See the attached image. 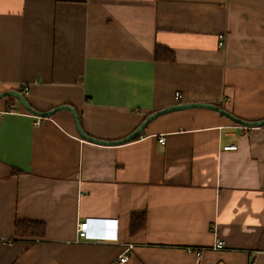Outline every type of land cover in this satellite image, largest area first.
<instances>
[{
  "label": "crops",
  "instance_id": "1",
  "mask_svg": "<svg viewBox=\"0 0 264 264\" xmlns=\"http://www.w3.org/2000/svg\"><path fill=\"white\" fill-rule=\"evenodd\" d=\"M157 47L174 60L158 61ZM9 90L39 112L71 106L105 141L180 103L262 121L264 0H0ZM133 215L145 218L136 233ZM17 221L46 234L19 238ZM81 222L92 238L78 243ZM0 264H264V126L193 109L101 146L66 110L41 119L1 99Z\"/></svg>",
  "mask_w": 264,
  "mask_h": 264
},
{
  "label": "water",
  "instance_id": "2",
  "mask_svg": "<svg viewBox=\"0 0 264 264\" xmlns=\"http://www.w3.org/2000/svg\"><path fill=\"white\" fill-rule=\"evenodd\" d=\"M6 97L15 98L26 111H28L29 113H31L35 117L41 118V119L42 118H51L57 112H60L63 110L68 111L74 119L76 129H77L81 139H83L84 141L96 144V145H101V146H118V145H123V144H127L129 142H132V141L136 140L137 138H140L142 136V133L144 132V130L155 120H157V119H159L165 115H168V114L186 111V110H193V109H205V110H210V111L216 112V113L222 115L223 117L233 121L234 123H237L238 125L243 126V127H247V128H257V127H263L264 126V120L259 121V122H247V121H244V120L237 118L236 116H234L233 114H231L227 110H225L222 107L215 105V104H210V103H180V104L170 106V107H167L165 109H162V110H159L157 112L150 114L136 128V130L133 133H131L129 136H127L126 138L121 139V140H117V141H105V140L93 138V137H91L85 133V131L83 130V127H82V124H81V121H80V118H79L77 111L74 108H72L71 106H60V107H57V108H55L51 111H48V112H39L36 109H34L29 104V102L24 97V95L18 91L9 90V91L0 93V100L4 99Z\"/></svg>",
  "mask_w": 264,
  "mask_h": 264
},
{
  "label": "trees",
  "instance_id": "3",
  "mask_svg": "<svg viewBox=\"0 0 264 264\" xmlns=\"http://www.w3.org/2000/svg\"><path fill=\"white\" fill-rule=\"evenodd\" d=\"M156 59L158 61H173L174 56L167 50L157 47ZM21 92L20 90H15ZM7 100L18 102L13 97H6ZM219 106V105H218ZM222 107V106H220ZM138 139V138H137ZM16 173V171H14ZM144 216L133 215L131 218V232L136 233L143 228ZM15 233L19 238H43L46 234V226L40 222L17 221L15 224Z\"/></svg>",
  "mask_w": 264,
  "mask_h": 264
},
{
  "label": "built area",
  "instance_id": "4",
  "mask_svg": "<svg viewBox=\"0 0 264 264\" xmlns=\"http://www.w3.org/2000/svg\"><path fill=\"white\" fill-rule=\"evenodd\" d=\"M225 39V36L224 35H221L219 37V47L222 48L224 47V40ZM23 93H27L28 92V89L27 88H24ZM178 98H180V95L178 94L177 95ZM40 122V119H38ZM159 141L161 142V144H165L166 142V138L165 136H161L159 138ZM224 150L226 151H235L237 150V146L233 145V146H228V147H225ZM90 229H91V224L90 222H81L77 225V242L78 243H81V242H84V241H87V240H90L92 238V234L90 233ZM94 237V236H93ZM96 238V237H94ZM118 239V232L115 231V233H113L112 235H104L103 238L99 237V240L98 241H117ZM214 249L217 250V251H220V250H223L224 249V244L223 242L221 241H217L215 243V246H214ZM129 249H126V252L123 254V256L120 258V262L121 263H125L128 261V255H127V251ZM190 251H193V250H190Z\"/></svg>",
  "mask_w": 264,
  "mask_h": 264
},
{
  "label": "clouds",
  "instance_id": "5",
  "mask_svg": "<svg viewBox=\"0 0 264 264\" xmlns=\"http://www.w3.org/2000/svg\"><path fill=\"white\" fill-rule=\"evenodd\" d=\"M98 225L101 226L102 228H104V227H105V222H104V221H100ZM116 227H117V226H116ZM98 237L103 238V236H102L101 234L98 235Z\"/></svg>",
  "mask_w": 264,
  "mask_h": 264
}]
</instances>
